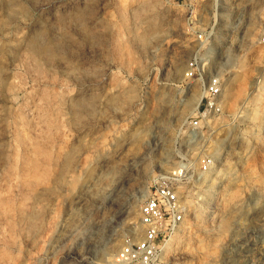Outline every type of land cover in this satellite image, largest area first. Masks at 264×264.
Wrapping results in <instances>:
<instances>
[{
    "label": "rangeland",
    "instance_id": "rangeland-1",
    "mask_svg": "<svg viewBox=\"0 0 264 264\" xmlns=\"http://www.w3.org/2000/svg\"><path fill=\"white\" fill-rule=\"evenodd\" d=\"M200 48L224 85L195 127ZM174 170L153 264H264V0H0V264H111Z\"/></svg>",
    "mask_w": 264,
    "mask_h": 264
},
{
    "label": "built area",
    "instance_id": "built-area-1",
    "mask_svg": "<svg viewBox=\"0 0 264 264\" xmlns=\"http://www.w3.org/2000/svg\"><path fill=\"white\" fill-rule=\"evenodd\" d=\"M186 3L191 0H169ZM200 42L205 33L199 32ZM210 55L201 48L187 61L184 76L186 80L199 81L202 95L199 99L192 125L199 127L201 120L222 112L221 95L224 80L220 74L210 70ZM213 158L202 161V170L209 171ZM185 175L181 170L162 176L155 184V190L140 206L139 238L129 237L115 254L111 264H153L160 258L162 245L185 222L190 211L188 204L190 190L184 187Z\"/></svg>",
    "mask_w": 264,
    "mask_h": 264
},
{
    "label": "bare ground",
    "instance_id": "bare-ground-1",
    "mask_svg": "<svg viewBox=\"0 0 264 264\" xmlns=\"http://www.w3.org/2000/svg\"><path fill=\"white\" fill-rule=\"evenodd\" d=\"M212 50V49H211ZM262 95V94H261ZM189 99H187V102H190V101H188ZM257 100V99H256ZM263 100V99H262ZM191 103V102H190ZM258 118V117H257ZM39 163V162H38ZM230 195V194H229ZM232 197V196H231ZM233 198V197H232ZM229 200V199H228ZM231 206V205H230ZM224 226L225 225H228V221H225L224 222V224H223ZM223 236V235H222ZM172 238H173V236H172ZM220 239V238H219ZM174 241V240H173ZM167 243V242H166ZM170 244V243H169ZM166 246V245H165ZM167 246H168V244H167ZM113 260V259H112Z\"/></svg>",
    "mask_w": 264,
    "mask_h": 264
}]
</instances>
